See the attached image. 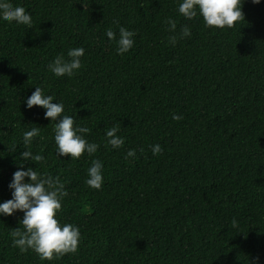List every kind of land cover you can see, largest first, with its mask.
<instances>
[{"label": "trees", "instance_id": "trees-1", "mask_svg": "<svg viewBox=\"0 0 264 264\" xmlns=\"http://www.w3.org/2000/svg\"><path fill=\"white\" fill-rule=\"evenodd\" d=\"M9 2L32 25L0 21V202L18 168L58 177L68 195L57 218L81 239L75 253L43 260L12 246L23 213L0 215V264H264V0H241L243 20L223 29L185 19L180 0ZM120 26L136 35L117 55L105 31ZM184 26L191 35L169 44ZM78 47L82 68L54 77L48 63ZM36 86L89 129L94 154H55L44 109L24 104ZM112 125L119 149L105 141ZM34 126L40 134L25 146ZM25 149L45 163L21 160ZM93 159L103 165L99 190L84 183Z\"/></svg>", "mask_w": 264, "mask_h": 264}, {"label": "clouds", "instance_id": "clouds-1", "mask_svg": "<svg viewBox=\"0 0 264 264\" xmlns=\"http://www.w3.org/2000/svg\"><path fill=\"white\" fill-rule=\"evenodd\" d=\"M260 0H252V3H259ZM241 0H180L177 12L187 20L194 17L202 19L205 27L231 28L236 22L243 20L241 11ZM0 21L15 22L18 25L31 27L32 17L22 6H13L9 0H0ZM167 31L175 33L177 22L168 17L165 19ZM136 32L123 26L118 27L114 32L111 28L105 31L109 41L115 42L117 55L127 53L134 45ZM191 35L189 27L184 26L180 33L168 37V43L175 45L177 38L183 39ZM84 55L83 48H70L65 59L57 55L47 65V69L54 77H72L82 68L81 57ZM54 97L47 95L41 87L36 86L32 94L24 101L25 107L30 109L33 106L44 109V118L53 124V140L58 157L67 156L70 159H78L82 154H94L99 145L89 142L85 135L89 132L87 127L74 126L72 116L63 114L64 104L59 101L53 103ZM173 120L182 119L176 114L172 115ZM40 127L34 126L22 133V140L25 146L32 143L33 138L40 134ZM117 125H112L104 133L105 141L111 149H119L124 144V137L117 135ZM162 151L159 144L151 146V152L155 156ZM125 158H135V150L129 149ZM20 159L30 160L40 164L45 163L41 154H33L24 150ZM102 162L93 159L87 169V179L84 183L92 189L99 190L103 183ZM27 178V182H25ZM11 198L0 202V215L11 216L15 212L23 213L19 224L21 228L12 229L10 236L12 246L20 253L32 251L40 259L51 261L66 253H75L81 239L78 226L70 223L61 224L57 218L63 199L68 195L65 184L58 178L46 176L39 173L36 168H18L11 177L8 184ZM233 227L236 221H232Z\"/></svg>", "mask_w": 264, "mask_h": 264}]
</instances>
